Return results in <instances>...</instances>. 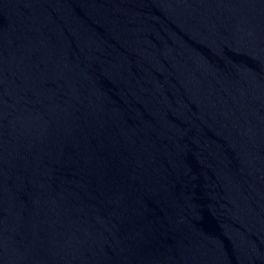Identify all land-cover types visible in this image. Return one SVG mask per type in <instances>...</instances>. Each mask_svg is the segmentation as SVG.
Wrapping results in <instances>:
<instances>
[{"label": "water", "instance_id": "obj_1", "mask_svg": "<svg viewBox=\"0 0 264 264\" xmlns=\"http://www.w3.org/2000/svg\"><path fill=\"white\" fill-rule=\"evenodd\" d=\"M0 264H264V0H0Z\"/></svg>", "mask_w": 264, "mask_h": 264}]
</instances>
